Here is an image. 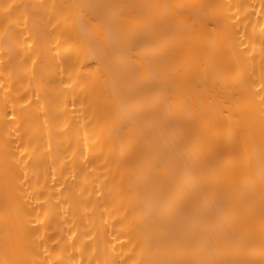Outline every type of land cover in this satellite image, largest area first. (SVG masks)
Returning a JSON list of instances; mask_svg holds the SVG:
<instances>
[{
    "label": "bare ground",
    "instance_id": "6f19581e",
    "mask_svg": "<svg viewBox=\"0 0 264 264\" xmlns=\"http://www.w3.org/2000/svg\"><path fill=\"white\" fill-rule=\"evenodd\" d=\"M0 264H264V0H0Z\"/></svg>",
    "mask_w": 264,
    "mask_h": 264
},
{
    "label": "snow or ice",
    "instance_id": "6c2138e0",
    "mask_svg": "<svg viewBox=\"0 0 264 264\" xmlns=\"http://www.w3.org/2000/svg\"><path fill=\"white\" fill-rule=\"evenodd\" d=\"M12 7V5H5V6H3V10L5 11V13H7V10L9 9V8H11Z\"/></svg>",
    "mask_w": 264,
    "mask_h": 264
}]
</instances>
